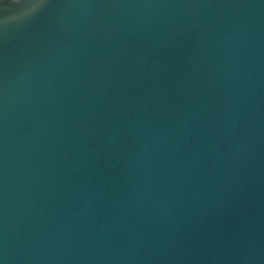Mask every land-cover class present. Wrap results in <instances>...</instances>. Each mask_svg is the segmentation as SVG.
<instances>
[{
    "label": "water",
    "instance_id": "water-1",
    "mask_svg": "<svg viewBox=\"0 0 264 264\" xmlns=\"http://www.w3.org/2000/svg\"><path fill=\"white\" fill-rule=\"evenodd\" d=\"M0 264H264V0H0Z\"/></svg>",
    "mask_w": 264,
    "mask_h": 264
},
{
    "label": "clouds",
    "instance_id": "clouds-1",
    "mask_svg": "<svg viewBox=\"0 0 264 264\" xmlns=\"http://www.w3.org/2000/svg\"><path fill=\"white\" fill-rule=\"evenodd\" d=\"M11 3L12 4H16L17 3V0H11ZM8 5L6 4V7H7Z\"/></svg>",
    "mask_w": 264,
    "mask_h": 264
}]
</instances>
